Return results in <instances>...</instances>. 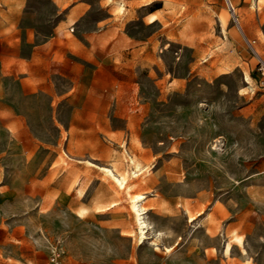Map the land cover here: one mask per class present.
Returning a JSON list of instances; mask_svg holds the SVG:
<instances>
[{
    "label": "rangeland",
    "instance_id": "1",
    "mask_svg": "<svg viewBox=\"0 0 264 264\" xmlns=\"http://www.w3.org/2000/svg\"><path fill=\"white\" fill-rule=\"evenodd\" d=\"M261 60L264 0H0V264H264Z\"/></svg>",
    "mask_w": 264,
    "mask_h": 264
},
{
    "label": "bare ground",
    "instance_id": "2",
    "mask_svg": "<svg viewBox=\"0 0 264 264\" xmlns=\"http://www.w3.org/2000/svg\"><path fill=\"white\" fill-rule=\"evenodd\" d=\"M135 161V160H134ZM133 161V162H134ZM132 162V163H133ZM132 165V164H131ZM135 166H136V164H134ZM123 173V172H122ZM121 173V174H122ZM120 178V179H119ZM118 178V181H122V182H126L127 181V175L124 173L123 175H121L120 177ZM133 201H134V205H135V207H136V210H137V213L140 215L141 214V210H142V206L143 205H141V204H139V199L138 198H136V197H134V199H133ZM144 207V206H143ZM146 225H147V223H146ZM237 239L239 240V241H241V239L240 238H238L237 237ZM231 246H232V241H229L228 243H227V246H226V250L227 251H229L230 250V248H231Z\"/></svg>",
    "mask_w": 264,
    "mask_h": 264
},
{
    "label": "built area",
    "instance_id": "3",
    "mask_svg": "<svg viewBox=\"0 0 264 264\" xmlns=\"http://www.w3.org/2000/svg\"><path fill=\"white\" fill-rule=\"evenodd\" d=\"M260 63L264 73V61L261 60ZM262 83L264 85V78L262 79ZM51 264H63V262L59 259V253H55V255L52 257Z\"/></svg>",
    "mask_w": 264,
    "mask_h": 264
},
{
    "label": "water",
    "instance_id": "4",
    "mask_svg": "<svg viewBox=\"0 0 264 264\" xmlns=\"http://www.w3.org/2000/svg\"><path fill=\"white\" fill-rule=\"evenodd\" d=\"M235 20H237V18L235 17Z\"/></svg>",
    "mask_w": 264,
    "mask_h": 264
}]
</instances>
